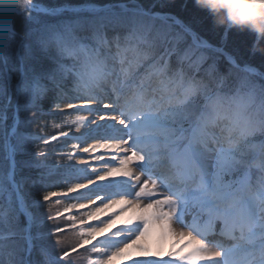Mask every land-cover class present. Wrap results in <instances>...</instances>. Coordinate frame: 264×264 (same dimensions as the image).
I'll return each mask as SVG.
<instances>
[{
    "label": "trees",
    "instance_id": "trees-1",
    "mask_svg": "<svg viewBox=\"0 0 264 264\" xmlns=\"http://www.w3.org/2000/svg\"><path fill=\"white\" fill-rule=\"evenodd\" d=\"M27 1V7L9 9V23L0 4V243L12 247L17 243L6 253L7 262L0 264H27L31 258L24 238L27 221L10 184V172L21 185L22 200L30 211L28 231L34 242L35 262L61 264L79 251L64 255L78 243L62 246L59 241L68 229L63 228L67 225L63 219L70 198L61 196L68 184V166L62 163L68 157L61 146L69 138L49 140L74 129L73 124L65 123L74 110L50 109L54 97L74 87L81 75L88 76L85 56L100 54L98 41L102 35H129L132 40H127L139 44L156 63L181 46L182 51L176 49L166 58L168 69L186 80L194 76L192 80L203 83L193 96L198 109L207 92H212L218 104L248 93L254 97V106L247 113L256 116L259 124L264 121V115L258 112L264 108V0ZM117 3L137 11L110 12L109 7ZM103 4H109L108 9L82 8ZM144 11L170 15L181 25L162 22ZM185 29L217 50L199 54ZM174 33L180 36L173 40L176 47L172 48L167 39ZM235 62L245 69L236 67ZM10 81L13 88L16 85L12 101ZM12 127V156L8 157L5 139ZM235 175H224L223 179Z\"/></svg>",
    "mask_w": 264,
    "mask_h": 264
},
{
    "label": "rangeland",
    "instance_id": "rangeland-1",
    "mask_svg": "<svg viewBox=\"0 0 264 264\" xmlns=\"http://www.w3.org/2000/svg\"><path fill=\"white\" fill-rule=\"evenodd\" d=\"M0 4L6 8L8 14L10 11L9 9L14 8V6L17 7V9L28 6V2L25 0H0ZM115 6L122 5L119 4ZM102 7L105 6H95L94 9H101ZM126 10L133 12L137 11L131 6L128 8L126 6L118 9L114 8L109 11L122 13ZM157 17L161 19L162 22H174V19H171L172 16L167 14L159 13ZM187 33L190 35L192 47L199 52V54L202 50H216L209 44L203 42L201 38H198L193 33ZM178 36L180 35L171 34L167 39L168 45L172 44V42H174L173 40H176V38L179 39ZM102 46L107 51L108 55H106V58L101 61L106 68L105 70L101 69L102 75L98 77V83L90 82L80 86L78 88L79 90L76 89L75 92L68 93V96H63L62 100L56 101L55 104L51 106V111H73V107L77 110L75 116H72L69 121L66 120L65 122L73 124L74 129L71 132L60 133L49 138V140H52L62 135L75 137L73 141L63 143L61 146V149L65 151L64 155L66 153L68 157L66 164H72V167L68 169L67 172L73 174L70 183L67 185L66 191L61 194V196L70 198V202L65 206L66 209L64 212L66 213L63 219L67 222V225L63 228L68 229H66V232L63 233L62 239L59 241L62 246H73L75 243H78L71 248L70 251L76 249H79V251L73 254L71 258L64 259V261L60 263L202 264L203 261L196 260L194 256L197 255L198 251L204 250L206 247H204L205 244L199 238L196 239V237L193 236L190 229L191 222L189 223L187 220H181L179 222L181 231L178 236L173 234L171 228L174 220L180 214H190L192 220L195 221V217H197L201 207L199 203L194 200L196 199V195L189 194L191 199L189 198L190 200L188 204H185L184 206H181L175 200L170 198L171 196L167 194V188H174L172 185H169V183H179L181 179L187 178L185 175L186 167H191L192 177L190 179H194L193 182L201 184L202 181L208 180L209 182L215 183L218 179V174L226 172L231 174L237 169H242L246 164L249 154L252 150L254 151L256 149H258V151L256 152L253 162L256 160H258V162H264V137L255 141L250 140L240 149L241 133L247 129L238 128V131L234 136L233 128L235 124L240 121L238 111L232 117L231 124H228L227 127L219 126L220 120L217 125H213L214 123L211 121L212 119L202 117L201 120L199 109L197 108L195 101L190 97L193 86L197 85L198 88H202L203 83L201 81H195L192 86L188 83V86L185 85L180 91H175L174 85H176V82H173L165 75L162 77L164 69L161 68H157L155 71L151 72L153 79L148 82V86H150L152 90H147L144 93L141 92L144 95L149 93L148 98L146 99V102L148 103L146 109L136 112L135 114H138L137 116H129L132 106L140 102L136 98H131L130 94H128V89L132 90L129 87L136 85L133 90H136L137 88L140 90L143 83L147 85V80L145 79L146 76H143V72L145 71H141L140 69L135 70L137 69L136 67L138 66V63L135 59V57H137L136 54H132L133 50L130 49V51H125L120 54L119 52L121 51H118V49H116L110 42L105 41ZM171 46L172 48L176 47V45L174 46L173 44ZM177 50L182 51L183 49L179 46L177 47ZM146 56L147 55L144 57ZM149 66L151 65L147 63V70H149ZM126 79L127 81H125ZM11 83L12 82L10 81V101L15 100L14 93L16 92V85L13 88ZM97 85H104L110 88L113 87V90L116 89V91H126L125 94L127 97L121 102L118 101V106L112 105L114 107L111 109L104 108L102 107L103 104H101V101L111 100L108 98L102 99L103 95L100 93L101 90ZM126 85L127 87H125ZM184 88H187L188 90ZM238 92L243 94V91ZM130 93L132 92L130 91ZM141 93L138 94L139 99H141ZM246 95V97L243 95L242 97H236L233 103L235 106L239 105L241 107L245 104L248 106L247 110L250 112V108L254 106V97L248 93H246ZM182 97H185L186 99L183 100ZM86 99H94L97 104L89 108L78 103L79 101ZM181 100L183 101L181 102ZM118 109L124 110V114L121 116L120 114L117 115ZM263 110L264 108H260L258 109V112L261 113V115H264V112H261ZM101 115H108L109 117L111 115L119 116L113 122V125L118 131H107L105 134L98 132L91 133L94 129V127H92V122ZM197 121H200V125L196 130H192V124ZM180 129L185 131L184 135L180 134ZM216 129H218V131ZM220 129L223 130L220 131ZM13 131V127L10 128L5 139L8 157L12 156L10 136ZM228 135H230V137H228ZM91 139H96L101 143H107V145L112 144L113 147H108L107 150L97 147H89L88 150L86 149L82 151ZM172 140H175L176 143H189V151L183 157L181 171L172 174L169 173V171H165L164 174L171 175L168 176V179L166 180L165 178L163 179V177L156 179L154 176L156 174H146L144 178L141 177L135 166H132L133 164L130 160L138 156L145 161L144 163L146 166H150L149 169L147 167V171L150 172L163 169V166H169L171 168L174 166L173 163L175 161L167 156V149H169L170 145L173 143ZM223 140L225 144L234 146L236 151H228L226 147L219 150V147L223 144ZM213 141H215L214 145H212ZM222 146H224V144ZM135 149L140 150L142 155H136L134 152ZM158 164H162V167L157 166ZM116 166L130 167L132 173L126 178L118 177L113 179V182L109 181L104 184L99 183L93 188L91 187L84 190L80 189L84 183L91 182L95 179L98 173H105V168ZM173 170H175V168ZM159 175L157 176L160 177ZM8 178L15 193L17 192V196L21 197V195H18V190L21 189V185L14 180L12 175H9ZM141 180L146 181H142L144 184L141 186V191L140 189L138 190L137 193L140 195L137 196L135 193V187L139 185ZM164 181L166 182L164 183ZM121 184L125 186H122ZM112 190H114V194L111 195ZM203 194L212 195L213 197L215 196L212 189L211 191L207 189L200 195ZM53 195L54 194H52V196ZM97 195L102 197L98 202H94L79 209L72 208L76 202L85 199H92L93 196L95 197ZM122 195H125L124 197H129L126 205L128 207H135V211L130 215H126L123 222H121L120 225H116L115 230L112 231V233L120 231L121 235H124V232L128 229L133 230L135 228L138 234L134 235V237H141L147 245L145 262H142V256L134 255L130 251H127L120 256L116 254L121 245H124V242L128 243L129 239L118 241L114 235H107L106 237L100 236L96 238L95 232L92 230V228H99L104 224L114 225L117 223V215L119 214L121 207L115 208V210H112L107 215L101 216L96 221H91L90 218L93 213L104 204L115 199H120L119 197H122ZM204 198V195L198 196V201ZM206 198L210 197L207 196ZM18 205L25 214L27 221L24 230V238L27 233L29 238L25 239L26 249L29 250V255L31 257L30 259H27V262L28 264H42V262L36 263L35 257L32 255L34 242H32L33 238L28 231L32 222L30 211L23 203V200H19ZM73 211H75V213ZM194 212L197 214L195 215ZM253 223L256 224L253 232H256V230L259 231L258 239L254 242L264 245V220L256 221V219H254ZM131 237L133 236L131 235ZM56 239L58 240V237H56ZM56 243L58 244V242ZM88 243L90 244L87 246ZM16 244L12 247L9 246L8 243H0V246L3 245L0 247L1 263L7 262V260L4 259L6 253L10 251L11 248L13 250L16 247ZM209 248L214 250V247ZM95 252L97 253L95 254ZM260 253L261 249L258 252V256ZM260 256L257 260L262 259V256ZM150 261H152V263Z\"/></svg>",
    "mask_w": 264,
    "mask_h": 264
},
{
    "label": "bare ground",
    "instance_id": "bare-ground-1",
    "mask_svg": "<svg viewBox=\"0 0 264 264\" xmlns=\"http://www.w3.org/2000/svg\"><path fill=\"white\" fill-rule=\"evenodd\" d=\"M78 103L80 105L87 106L89 108H91L97 104L96 100H93V99L81 100ZM102 107H104V108L109 107V104L104 103L102 105ZM114 120H115V116L108 117V115H101L95 121L92 122V127H94V129L92 130L91 133L98 132L101 134H105V133H107V131H111V130L114 131L113 127L108 128L109 126H111V124L113 123ZM89 147H93V148L97 147V148L107 150L108 147H113V145L112 144L107 145V143H101L100 141H97L96 139H91L85 145V147L82 149V151L86 150V149L88 150ZM105 169H106L105 173H101V174L98 173L96 175L95 179H93L91 182L84 183L80 187V189L84 190V189L91 188V187L93 188L94 186L98 185L99 183L104 184V183L112 181L113 179L118 178V177L126 178L127 176H129L132 173V169L130 167H126V166H116V167H109V168H105ZM100 198H102V197L97 195L95 197L93 196L92 199H85V200L76 202L72 206V208L73 209H79V208L86 207L89 204H92L94 202H98V200ZM127 203H128V199H125V198L112 200V201L104 204L97 211H95L93 213L92 217L90 218V220H96L100 216L106 215L108 212L114 210L115 208L121 207V211L117 215L118 219H117V223H116V224H119L120 222L123 221V219L126 215H130L135 211V207H130V206L128 207L126 205ZM124 205H126L127 207L124 208L123 207ZM179 218L177 219V221L173 222L172 227H171L172 232L175 236H178L180 234V231H181V229L179 227V223H178ZM184 219L185 220L188 219V216H184ZM112 226L113 225L104 224L99 228L94 227V228H92V230L95 232V236L97 238V237H100L102 235H106L108 232H110V230L112 229ZM201 226H203V225H201ZM206 229H207V227H203L199 230V232L201 234H205L208 231ZM194 242H196V241H194ZM209 244H211V243H208L207 245L204 246V247H206L204 250L198 251L197 255H195L194 258L196 260L203 261V263H206V264H216L218 261V254H217V252H215L214 250L209 248V247H211V246H209ZM235 247L240 248V246H234L232 248L224 249L225 250L224 252H227V251L229 252V251L233 250ZM242 247H248V245H244ZM127 251H130L134 255L142 256V262L146 261L147 245H146V243H144V240L141 237L134 238V239L130 240L128 243L121 245V247L117 250L116 254L120 256Z\"/></svg>",
    "mask_w": 264,
    "mask_h": 264
},
{
    "label": "water",
    "instance_id": "water-1",
    "mask_svg": "<svg viewBox=\"0 0 264 264\" xmlns=\"http://www.w3.org/2000/svg\"><path fill=\"white\" fill-rule=\"evenodd\" d=\"M109 5V4H108Z\"/></svg>",
    "mask_w": 264,
    "mask_h": 264
}]
</instances>
